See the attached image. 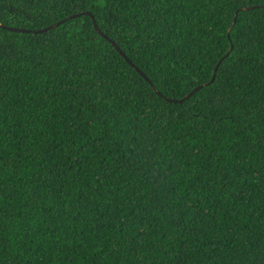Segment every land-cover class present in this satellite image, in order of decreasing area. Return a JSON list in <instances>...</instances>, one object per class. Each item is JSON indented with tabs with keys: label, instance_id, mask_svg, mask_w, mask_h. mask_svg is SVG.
I'll list each match as a JSON object with an SVG mask.
<instances>
[{
	"label": "trees",
	"instance_id": "obj_1",
	"mask_svg": "<svg viewBox=\"0 0 264 264\" xmlns=\"http://www.w3.org/2000/svg\"><path fill=\"white\" fill-rule=\"evenodd\" d=\"M0 264H264V0H0Z\"/></svg>",
	"mask_w": 264,
	"mask_h": 264
},
{
	"label": "water",
	"instance_id": "obj_2",
	"mask_svg": "<svg viewBox=\"0 0 264 264\" xmlns=\"http://www.w3.org/2000/svg\"><path fill=\"white\" fill-rule=\"evenodd\" d=\"M81 14H86V15H88L90 18H92L93 19V16H92V14L91 13H89V12H86V13H81ZM80 14V15H81ZM77 16H79V14H75V15H72L71 17H69L70 19H72V18H76ZM67 21V19H64V20H62V21H60L57 25H59V24H62V23H64V22H66ZM93 25H94V28L95 29H97V26H96V23H95V21L93 20ZM10 30H14V31H19V32H28V30H23V29H14V28H9ZM49 28H46V29H42V30H38V31H34L35 33H43V32H45V31H47ZM99 34L103 37V38H105L108 42H110L114 47H115V49L119 52V54L132 66V67H134L135 68V70L145 79V80H147L148 81V79L146 78V76L138 69V68H136L132 63H131V61L126 57V55L116 46V44H115V42L114 41H112L110 38H108L106 35H104L102 32H100L99 31ZM227 55V54H226ZM225 55V56H226ZM216 67H217V65H216ZM215 71H216V68H215V70H214V73H215ZM213 79H214V75L212 76V78L210 79V81H209V83H211L212 81H213ZM203 87V85H199V86H197V87H195L190 93H188L184 98H182V99H178V100H175V99H169V98H165L167 101H169V102H173V103H181V102H183L184 100H186V99H188L193 93H195L196 91H198L199 89H201Z\"/></svg>",
	"mask_w": 264,
	"mask_h": 264
}]
</instances>
